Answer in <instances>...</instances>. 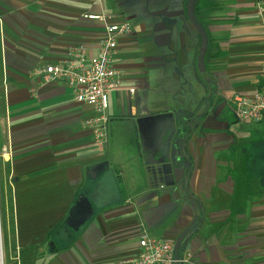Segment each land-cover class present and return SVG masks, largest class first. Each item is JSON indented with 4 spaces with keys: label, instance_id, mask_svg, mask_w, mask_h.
I'll list each match as a JSON object with an SVG mask.
<instances>
[{
    "label": "crops",
    "instance_id": "crops-1",
    "mask_svg": "<svg viewBox=\"0 0 264 264\" xmlns=\"http://www.w3.org/2000/svg\"><path fill=\"white\" fill-rule=\"evenodd\" d=\"M111 23L130 32L97 143L94 108L36 72L75 46L95 56ZM263 61L264 0H0V169L15 236L50 234L43 264H122L144 233L176 242L183 264H264V124L239 122L232 104L254 92ZM103 162L121 200L57 243Z\"/></svg>",
    "mask_w": 264,
    "mask_h": 264
},
{
    "label": "built area",
    "instance_id": "built-area-1",
    "mask_svg": "<svg viewBox=\"0 0 264 264\" xmlns=\"http://www.w3.org/2000/svg\"><path fill=\"white\" fill-rule=\"evenodd\" d=\"M91 20L105 22L104 16H84ZM130 32L128 23L106 24L104 36L98 45L95 56L86 57L83 46L70 49L68 58L57 65H47L37 70L38 84L45 87L61 82L68 87L76 103L94 108L95 114L86 121L94 140L102 143L105 139V126L108 118L109 95L123 89L120 74L112 65V56L116 51L117 39ZM134 94V88H125ZM36 89H31L35 94ZM236 119L242 123L264 124V61L259 73V81L250 95L236 93L232 98ZM1 238V228H0ZM187 259L179 254L178 244L142 234L138 239V254L122 260V264H183Z\"/></svg>",
    "mask_w": 264,
    "mask_h": 264
},
{
    "label": "rangeland",
    "instance_id": "rangeland-1",
    "mask_svg": "<svg viewBox=\"0 0 264 264\" xmlns=\"http://www.w3.org/2000/svg\"><path fill=\"white\" fill-rule=\"evenodd\" d=\"M10 186H8L6 178L0 169V228H1V251L3 264H43L45 254L49 251L50 243L54 240L48 236L43 239H29L27 237L18 238L15 236L14 225L9 221V201H10ZM103 211V209L101 210ZM99 211V212H101ZM69 228L68 237L74 238L75 232L66 223L62 227L60 235H58L57 243L66 242L63 231L66 227ZM34 230V227L31 228ZM40 231V227H36V231Z\"/></svg>",
    "mask_w": 264,
    "mask_h": 264
},
{
    "label": "water",
    "instance_id": "water-1",
    "mask_svg": "<svg viewBox=\"0 0 264 264\" xmlns=\"http://www.w3.org/2000/svg\"><path fill=\"white\" fill-rule=\"evenodd\" d=\"M96 168L101 173L97 176L95 186L87 194H79L66 219V224L75 231L90 220L95 211L104 209L121 200L119 188L113 172L108 169V163H100ZM104 169L106 170L104 171Z\"/></svg>",
    "mask_w": 264,
    "mask_h": 264
},
{
    "label": "flooded vegetation",
    "instance_id": "flooded-vegetation-1",
    "mask_svg": "<svg viewBox=\"0 0 264 264\" xmlns=\"http://www.w3.org/2000/svg\"><path fill=\"white\" fill-rule=\"evenodd\" d=\"M101 172L98 168H94L93 170H91V176L95 177V175H99L98 173ZM86 194V193H85Z\"/></svg>",
    "mask_w": 264,
    "mask_h": 264
},
{
    "label": "bare ground",
    "instance_id": "bare-ground-1",
    "mask_svg": "<svg viewBox=\"0 0 264 264\" xmlns=\"http://www.w3.org/2000/svg\"><path fill=\"white\" fill-rule=\"evenodd\" d=\"M1 239V238H0ZM1 242V241H0ZM2 243V242H1ZM2 245V244H1ZM1 245H0V264H3V259L1 260V258H2V249H1Z\"/></svg>",
    "mask_w": 264,
    "mask_h": 264
}]
</instances>
